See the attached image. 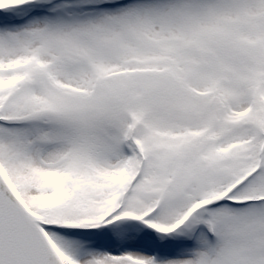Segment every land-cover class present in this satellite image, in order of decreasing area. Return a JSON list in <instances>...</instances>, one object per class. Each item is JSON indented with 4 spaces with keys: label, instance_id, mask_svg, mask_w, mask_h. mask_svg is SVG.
Instances as JSON below:
<instances>
[{
    "label": "snow or ice",
    "instance_id": "6c2138e0",
    "mask_svg": "<svg viewBox=\"0 0 264 264\" xmlns=\"http://www.w3.org/2000/svg\"><path fill=\"white\" fill-rule=\"evenodd\" d=\"M0 264H264V0H0Z\"/></svg>",
    "mask_w": 264,
    "mask_h": 264
}]
</instances>
